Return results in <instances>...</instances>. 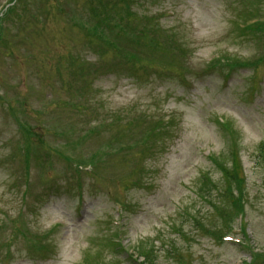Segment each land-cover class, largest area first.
<instances>
[{
    "label": "rangeland",
    "instance_id": "1",
    "mask_svg": "<svg viewBox=\"0 0 264 264\" xmlns=\"http://www.w3.org/2000/svg\"><path fill=\"white\" fill-rule=\"evenodd\" d=\"M149 253L264 264V0H0V264Z\"/></svg>",
    "mask_w": 264,
    "mask_h": 264
},
{
    "label": "trees",
    "instance_id": "2",
    "mask_svg": "<svg viewBox=\"0 0 264 264\" xmlns=\"http://www.w3.org/2000/svg\"><path fill=\"white\" fill-rule=\"evenodd\" d=\"M226 191H229V188H226ZM115 247H118L117 245H115ZM153 259H155V257L152 255V253H149V255H147V259L145 264H155L154 262L152 263Z\"/></svg>",
    "mask_w": 264,
    "mask_h": 264
}]
</instances>
